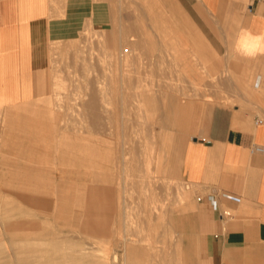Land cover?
Listing matches in <instances>:
<instances>
[{"label":"rangeland","instance_id":"1","mask_svg":"<svg viewBox=\"0 0 264 264\" xmlns=\"http://www.w3.org/2000/svg\"><path fill=\"white\" fill-rule=\"evenodd\" d=\"M158 1L148 0V2L150 3L149 4L143 0H46V11L47 14L50 13V19H54L55 21L60 20V22H63L61 20L67 19V21H69V34L66 36L64 28L62 27V30L60 29V34L62 36L59 35L57 38L53 37L54 39L51 38L48 41L45 61L42 65V71L38 76L39 85H41L42 88H44L43 86H45L46 91H44L43 93L41 92L40 95L37 93L33 99H29L25 101V103L23 102V106L26 105L31 109H35V114L40 115L44 123L42 122L38 127H36L37 129L35 132H38V135L36 136H34V134L28 130H9L8 132L11 135L5 137L6 140L4 146L2 147V153L5 154L6 159L3 161V163L0 162V167H2L0 169V208L8 204L9 206H11L10 208H17V206L19 205V207H21L22 209L24 208L25 210H31L32 205L28 203H22L19 200H17L19 201V203L16 202V194L14 189L16 188L18 183H5L6 181H15L16 179V181L32 178L34 179L35 177H33V173L36 174V171H38L39 174L50 173V170L47 168L49 167L51 169L52 164H54L55 166L57 165L56 167L61 171L68 172V174L63 176V178L66 181L69 180V185H72V183L75 184V181L77 180H83L84 171L90 174H86L85 176V179H87V181L93 179L92 175L93 172L96 171V165H98L97 161L89 158L84 160V162L82 163L80 161V158L78 159L79 161L76 159L77 157H80L82 155L80 149L82 138L79 135L71 134L74 132L72 130L77 129L79 126L78 131H80V133H89L91 140L90 146L95 145V142H97L99 139L112 142L113 147L115 143H118L115 149L117 159L113 162L112 165L108 167L107 172L109 174H111L112 172L113 175H116L118 173L117 175L120 176V178L123 177L122 179L126 184L129 183L128 187L125 186L123 190V201L126 204L125 218L129 217L130 219H126L125 224L122 221L123 225L120 226V235L116 234L117 230H119L117 229L118 227L116 223V226L114 228L115 233L113 237L111 239L102 241L104 247L108 251L109 258L112 257L111 255L116 253L117 264H120V262L121 264H123L124 261V251L121 247L120 241H123L125 237L130 238L131 236H133V238H131L134 240H136L135 238L138 239V237L140 238L139 240H142V238H144L140 243L144 248L153 246L155 251L158 252L159 250V252L161 253L158 254V257H156V260L159 261V264H186L188 254L190 253V251L192 253L195 250L194 248H190L188 246L190 244L188 235L190 227L193 223L194 204L192 202V197L194 192L182 180L179 172V164L181 159L182 147L188 140L187 123L189 114L192 110V107L197 102L206 101L211 104H224V102H230L228 92L236 94L237 91L243 90L242 88L238 87L227 88L225 86L228 81H236L238 78L234 75L233 72L224 69V59L225 61L230 60V53H224L222 45H219V42L221 44L222 41L215 40L216 36L213 30L209 32L206 29L204 23H207L206 21L209 20L207 15L202 10L190 6L189 0H174L175 4L178 7V10L182 13V15L172 12V9H170L166 4L168 0ZM48 9L50 10V12H48ZM162 12L164 16L161 15ZM164 13H167V16ZM170 14L173 15V18L175 20H177L176 25L178 27L189 32L190 36L196 39H201L204 43V47L193 49L191 47L192 45L190 41H188V39L185 37L186 31L180 32L177 35H181L183 39L182 41L186 43L187 46L185 45V47H181L178 44L179 46H177V49H175L173 46H169L168 43H170L171 40L173 41V43L177 40H173L175 38H173L172 36V30L168 28L164 31V29L167 28L165 27L167 26L166 21L171 20L168 18H171ZM152 15L154 16V18H157L159 20L156 24H153L151 22L153 18ZM160 19L162 20V23ZM119 21H122L124 22V24L126 23L125 25L129 26L127 27L128 31L124 37V41L128 42L131 36L135 39V41L130 42L126 47L128 62H123L121 60L119 56L120 48H116L117 46L115 48L112 47L113 41H117L119 38L121 39L118 34V25L120 23ZM114 23H116V27L114 26ZM158 25H162L163 27H165L163 29V33L157 31L156 28L159 27ZM139 28L141 29L139 30ZM114 30H116V34L114 33ZM168 30L171 33H169ZM206 32H208L210 36H208ZM83 37H85L84 41H82ZM163 37L165 38L163 39ZM77 50L78 54L76 57ZM80 52H83L82 56H80ZM86 56L88 58H86ZM86 61L91 63H86ZM54 62L57 64H55ZM186 65L188 67H186ZM190 66H192V70L194 68L193 71L189 69ZM211 67L213 68V70ZM189 70L191 71V74H189ZM56 77L58 80L62 81L61 86L64 88V90L60 91L62 92V98L65 99H60V102L63 105V111L61 109V111L58 113L60 114L62 112L61 116L63 118L62 120L64 121L59 127L60 129L58 128L59 130H56V132L54 130L53 131L57 133V135H59V133L65 134L66 132V139L61 136L60 138H58L54 132L52 133L51 127L49 125L50 120L48 117V111L46 110V108H48L49 106V104L46 103L47 98H49L51 94V87L54 81H56ZM52 81L53 83L51 84ZM87 94L89 97L87 96ZM92 94L96 96L94 101L96 100V103L100 102L101 104H96L97 107L100 108H98L97 110V115L99 114L98 117L100 116L103 121H101V124H103L104 122L106 124V120H108L107 117L112 118H109L110 123L108 124V127L105 126V124H103L102 126L98 125V123L96 126L95 120L98 117L96 115L92 118V116H90L91 113L89 114L90 117H87L88 121L86 119L87 122L85 121V124L82 122L81 114L83 112V106L86 104V102H90L91 99L89 98ZM173 98L175 99L176 104L179 105V108L188 106V117L183 127H178L177 125L173 124V119L171 118H174V111L171 110L170 114L169 111H164L162 115L163 117H161V114L155 116L151 125H149L150 128H145L144 131L146 132H141L138 129V127L136 126L137 122H139L140 118L143 115H146L145 106L141 105V102L143 100H156L157 108L162 110L163 107L166 108L168 106L164 100ZM118 99H129L127 100L129 101V104H126L128 113L127 111L122 113V108L120 107L122 105H120L121 103H119ZM33 100L37 103H35ZM111 100L113 104L109 103L111 102ZM135 101L137 104L135 103ZM131 102L136 106L135 108L134 106H132V104L131 107H128L130 106ZM41 105H43V107ZM102 105L104 109H108V111L110 112H108L109 114L103 111L104 109L103 107H101ZM67 106L70 108H67ZM118 106L119 108H117ZM67 109H71V112H68ZM65 111H67L68 113ZM141 112L144 114H142ZM27 113L30 112H23V114ZM119 114L122 115L121 118ZM82 123L85 125L86 129L82 127ZM123 124L124 128L122 127ZM67 126L69 128H67ZM106 127H111V129L109 132H106V134H103L104 131L100 130H104V128L106 130ZM94 128L96 131L94 130ZM99 128L100 130H98ZM91 129L94 131H92ZM150 130H152V134L150 133ZM161 130L164 133H161ZM97 131L98 133L100 132L99 135L97 134ZM68 132L71 135H69ZM158 132H160L159 136ZM152 135L154 136V138ZM53 136L57 137L55 146L62 150L65 149V147L68 149L66 154V156H68L67 158L62 152V154L59 152H55L56 155H54L53 157L59 156V158H57L58 160H55V158L53 159V157H51L52 153L50 152V144L52 140L50 139H55ZM122 136L125 138L124 141H121ZM118 137H120L119 140ZM58 141L59 146L57 145ZM35 147L40 148V150H37V152L35 150H32ZM121 147H124L122 149L123 154L121 153ZM148 148L149 150L147 151ZM146 151L148 152L149 157H147V154H145ZM156 151L158 155L156 154ZM158 151L161 152L158 153ZM160 157H162L163 163L167 160V158L169 159V162L171 163L175 171L173 176L169 177L161 170V168H163V165L160 161ZM51 159L52 161H50ZM150 160H153V163ZM147 162H149L148 165ZM101 163L104 167L105 162L104 164L103 162ZM36 164L38 166H36ZM47 165L49 166L45 167ZM60 165L63 167H60ZM155 165L157 166V168L155 167ZM151 166L154 168H152ZM122 168H124L126 171V173H123V175H121L122 173L120 174ZM155 168L157 169L156 171ZM78 169L82 171L80 172V170L78 171ZM23 171H28L27 175H24V177H21V175H14L15 177L13 175H8V173ZM153 171H155V174ZM29 172L32 174V176H28L30 175ZM124 175H126V177ZM40 176L42 178L39 177L38 179H48L47 177H45V175ZM149 179L151 181V185L148 182ZM166 179L167 181L169 180L173 182H167ZM137 180L138 182L140 181L139 184H137ZM127 181L129 182L127 183ZM145 183L147 184L146 186ZM163 183H165L166 186ZM166 183L169 184L167 185ZM143 187L149 189L146 190L143 189ZM167 187L168 189H166ZM148 190H150V192ZM142 191L146 192V194H142ZM32 195L25 194V196L27 197ZM145 195L147 196V198ZM149 197H151V199ZM45 198L49 202L52 201V199L47 196H45ZM150 207L152 208V211ZM156 207H158L159 209H157ZM49 208L54 211L53 207ZM72 210L74 211L75 208H73ZM161 210L163 212H161ZM138 212L139 215H137ZM141 214L143 215L142 217L140 216ZM62 216L61 218H51L50 224L52 225H50V227L52 237L50 236V238L56 239L60 237L62 241L72 238L73 240L79 242L85 241L87 243L94 244L100 243L99 240H96V242L92 239L83 238L82 236L73 233V230L71 231L70 228L73 229V226L76 222L75 214H73L72 211H70V213L67 212L65 215L63 214ZM66 216L68 217V219ZM157 216L162 218L157 219ZM140 217L141 219H139ZM151 218L154 219V221L151 223H154L156 229V231H154V234L153 230L150 229L151 227H149L147 224V222ZM132 220L134 223L128 227L127 222ZM135 221L137 222V224H135ZM64 222L66 224H64ZM109 222L110 220H108L106 226L113 229V225ZM60 223L63 225H61ZM57 225L60 228H58ZM66 227H68V229ZM135 228L137 229V232ZM142 228H144L145 230H143ZM54 229L57 235H55ZM58 233L60 234L58 235ZM151 233L153 235V240H151ZM61 234L66 237H61ZM156 240L158 241V244ZM114 245H117V247H115ZM165 247L167 248V250ZM163 250H165L166 253H164ZM169 254H171L170 257ZM147 263L145 262L144 264ZM149 264H152V262H150Z\"/></svg>","mask_w":264,"mask_h":264},{"label":"crops","instance_id":"2","mask_svg":"<svg viewBox=\"0 0 264 264\" xmlns=\"http://www.w3.org/2000/svg\"><path fill=\"white\" fill-rule=\"evenodd\" d=\"M45 3L0 0V103L4 105L36 96L48 41L62 36V27L69 34V21L50 19L46 9L42 12ZM166 4L182 15L174 0ZM189 4L207 15L206 29L213 30L224 53H230L224 69L238 79L225 86L243 90L228 92L230 102L224 104L197 102L189 114L188 140L179 164L182 180L194 192L188 246L195 250L186 264H264V56L247 59L232 52L241 28L264 32V0H189ZM176 27L179 33L186 31ZM189 34L186 31L185 37L193 49L204 47L201 39ZM178 38L181 47L187 46L181 35ZM187 115L188 106L182 107L173 124L183 127ZM160 161L161 170L173 176L169 159L163 163L160 157Z\"/></svg>","mask_w":264,"mask_h":264},{"label":"bare ground","instance_id":"3","mask_svg":"<svg viewBox=\"0 0 264 264\" xmlns=\"http://www.w3.org/2000/svg\"><path fill=\"white\" fill-rule=\"evenodd\" d=\"M25 1L27 2V1H30V0H25ZM143 1H146L147 3H149L148 0H143ZM149 1H151V0H149ZM17 3H18V0H17ZM45 5H46V3H45ZM26 9L30 13H33V11H34L32 7L31 8H28L27 7ZM45 9H47V6L44 8V10L42 12H45ZM119 13H120V10H119ZM46 14H47V12H46ZM164 14L167 16V13H164ZM154 15H155V13H154ZM156 15H157V13H156ZM161 15L164 16L163 15V12L161 13ZM168 18L171 19L170 17H168ZM122 20H123V17H122ZM125 20H127V19H125ZM165 20H167V19H165ZM157 21H159V20L157 18H154V16H153L151 22L153 24L154 23L156 24ZM119 22L120 23L118 25V29H119L118 34L121 37V39L119 38L117 41H113L112 47L115 48L117 46L116 48H120V52H119L120 54H119V56H120V58H121V60L123 62H126L127 59H128V54L126 52V47L129 45L130 42L135 41V39H134V37L131 36L129 38L128 42H125L124 41V37H125V35H126L127 31H128L127 30V27H129V26L125 25L126 23L124 24V22H122V21H119ZM166 22H167V26H165V27H167V28L163 27L162 25L161 26L158 25L160 28L157 27L156 28L157 31L163 33L168 28L170 30H172V33H173L172 36L175 39H173V38H171V39H173V40H176L177 39V40L175 41L176 43L175 42L173 43L172 40L171 41L169 40L170 43H168V44H169V46H173V47L179 46L178 44L181 43L180 42L181 39H179L178 38L179 35H177L179 33L178 28L176 27V25H174V23L172 22V19L169 20V21H166ZM161 23H162V20H161ZM114 26L116 27V23H114ZM140 29L141 28H139V30ZM163 29H164V31H163ZM114 31H115L114 33L116 34V30H114ZM168 32H169V30H168ZM169 33H171V32H169ZM122 36H123V38H122ZM164 38L165 37H163V39ZM84 40H85V37L82 38V41H84ZM164 44H166V43H164ZM82 53H81V55L80 54L79 55L82 56ZM49 54H50V52H49ZM53 54H55V53H53ZM77 54H78V50L76 51V57H77ZM86 58H88V57L86 56ZM52 60H54V59H52ZM81 60H82V58H81ZM86 63H91V62H87L86 61ZM25 64H27V63H25ZM55 64H57V63H55ZM139 65H140V63H139ZM186 67H188V66L186 65ZM189 69L192 70V66H190ZM193 70H194V68H193ZM190 72L191 71L189 70V74H191ZM19 73H22V72H19ZM50 76H51V74H50ZM199 76H200V74H199ZM51 80H52V78H51ZM61 82L62 81L58 80L57 77H56V81H54V83H53V81L51 82V84L53 83L52 84V87H51V94H50L49 98H47V102L44 101L47 104H49V106H48V108H46V110L48 111V117H49V120H50L49 121V125L51 127L52 133L54 131L56 132V130H59L60 129L59 127L61 126L62 122L64 121V120H62L63 118L61 116L62 112L60 114H58L61 111L62 107H63V105L60 102V99L63 97L62 96V92H60V91L61 90H64V88L61 86ZM37 83H38V86H37V92H36V94L38 93L40 95L41 92L43 93L44 91H46V89H45V86H43L44 88H42L41 85H39V81ZM63 83H65V82H63ZM62 85H65V84H62ZM94 92H96V91H94ZM90 94H91V92H90ZM87 96H88V94H87ZM95 97L96 96H94L92 94L90 96V98H89V99H91L90 102L88 100H86V101H88V103L85 101L86 104L83 106V112L81 114V118H82V122L83 123L86 121L87 117L89 118L90 116H92V118H93V117H95L97 115V110H98L99 107H97L96 104H98V103L100 104V102L96 103V100L94 101ZM98 97H99V95H98ZM40 100H42V99H40ZM40 100H39V102H40ZM63 100H65V99H63ZM70 100H72V99H70ZM77 100H79V99H77ZM118 100H119V103H121L120 105H122V106H120L122 108V113L126 112L127 111L126 104L127 103L129 104V101H127L129 99H118ZM131 100H133V99H131ZM164 101H165V103L168 106L166 108L163 107L162 110H160V109L157 108V101L154 100V99H146V100H143L141 102V105L145 106V112H146V115H143L140 118L139 122H137V125H136L141 132H143L146 127L150 128L149 125H151V123L154 120V117L155 116H157L158 114H161V117H163L162 115H163V112L164 111L165 112L166 111H169V114H170V111L171 110L174 111V118H171V119H173V121L172 120L171 121L174 123V119L176 118V115L180 113L181 107L179 108V105L176 104L174 98L173 99H165ZM176 101H177V99H176ZM132 102L130 103V106H128V105L127 106L128 107H131V104H132V106H134V108H135L136 106L133 105ZM24 103L5 104V105L3 103H0V107H1V110H0V114H1V117H0V162H2V163L6 159L5 154L2 153V149H3L2 147L4 146V143H5V140H6L5 137L11 135L8 131L9 130L11 131L12 129L13 130H16V129H19V130H28V131L32 132L34 134V136H36V135H38L37 134L38 132H35L36 129H37L36 127H38L43 122V119L40 117V115L35 114L36 113L35 112V109H31L29 106H26V105L23 106ZM35 103H37V102H35ZM109 103H112V100ZM135 103H136V101H135ZM78 104H77V106H78ZM41 106L43 107V105H41ZM101 107H103V105ZM67 108H70V107L67 106ZM117 108H119V106ZM103 109H104V107H103ZM115 110H116V108H115ZM138 110H139V108H138ZM27 111L30 112V113L23 114V112H27ZM62 111H63V109H62ZM69 111L71 112V109H69L68 112ZM103 111H105L107 113L109 112L108 109H104ZM120 111H121V109H120ZM65 112H67V111H65ZM127 113H128V111H127ZM89 114H90V116H89ZM142 114H144V113H142ZM98 115H97V117H98ZM101 116H103V115H101ZM119 116L121 118L122 115L119 114ZM107 118H108V120H106V124H105V122L103 124H105V126L108 127V124L110 123L109 118L110 119H112V118L111 117H107ZM107 118H105V119H107ZM134 118H135V116H134ZM168 119H170V118H168ZM87 121H88V119H87ZM95 121H96V126H97V123H98V125H101V126L103 125V124H101L102 119H101L100 116ZM83 123H82V127L85 128V125H84L85 123L84 124ZM68 126H67V128H69ZM110 126H111V124H110ZM122 127L124 128V124L122 125ZM78 129H79V126H78L77 129L72 130L74 132L71 133V134L79 135L82 138L81 145L78 144V145H80V149H81L82 155L80 154L81 155V156L79 155L80 157H77V158L75 157V158L77 160L80 158V161L82 163L84 162V160L89 159V158H91L92 160L94 159V160L97 161V164L98 165H96V171H94V172L92 171L93 172V175H92V178L93 179L91 178L92 180L87 181V179H85V176H86V174H88V175H90V174L88 172L84 171L83 172V176H84V179L83 180H77V181H75V184L72 183V185L71 184L69 185L68 184L69 183V180L66 181L63 178V176H65L66 174H68V172L67 171H61L60 169H58L56 167L57 165L55 166L54 164H52L51 169L48 167L49 165L45 166V167H48L47 169L50 170V173H42V174L40 173L39 174L38 171H36V174L33 173V177H35L34 179L31 177L32 179H27V180H19V181H16L17 180L16 179L15 181H11V180L10 181H6L5 183H12V182L13 183L16 182V184L18 183V185L14 189L15 194H16V196H15L16 202L19 203V201H20L22 203H28V204L32 205V209L31 210H25L24 208L22 209L21 207H19V205L17 206V208H10L11 206H9L8 204H6V205H4L3 207L0 208V264H117V255H116V253H114V254L112 253L113 254V255H111L112 257L109 258L108 257V251L104 247V244H103L102 241L111 239L113 237V235L115 233L114 232V228L116 226V223H117V227H118L117 229H119V230H117L116 234L120 235V233H121L120 232V228H121L120 226H122L123 223L124 224L126 223V219H130L129 217L125 218L126 217V204L123 201L124 200V198H123V190H124L125 186L128 187V184H129L128 182L129 181H127L128 184H126L123 181V179H122L123 177L120 178V176L117 175L118 173L116 175H113L112 172H111V174H109L107 172L108 167L110 165H112L113 162L117 159V154L115 152V149H116L118 143L117 144L115 143L114 144V147H113L112 146V142H108V140H103V139L101 140V139H99L97 142H95V145L90 146V141H91L90 140V134L89 133H86V132L84 134L83 133H80V131H78ZM110 129H111V127L107 128L106 130H105V128H104V130H100V128L98 130L104 131L103 134H106V132H109ZM51 130H49V131H51ZM94 130H95V128H94ZM94 130H92V131H94ZM37 131H39V130H37ZM150 131H151L150 133L152 134V130H150ZM144 132H146V131H144ZM160 132L162 133L163 131L161 130ZM160 132H158V136H159V133ZM99 133L97 131V134L98 135H99ZM55 134L57 135V133H55ZM65 134H66V132H65ZM65 134L64 133H61V134L59 133V135H57V137L60 138V136H61L64 139H66ZM71 134L69 133V135H71ZM49 136H50V134H49ZM57 137H54L55 139H50V140H52L51 141V144L48 143V144L51 145L50 146V152L52 153L51 157H53L54 155H56L55 152H59V153L62 152V153H64V156L67 158L68 156H66V154H67V150L68 149L65 147V149L62 150V149L58 148L57 146H55L56 138ZM146 137H145V139H146ZM76 138H78V137H76ZM153 138H154V136H153ZM119 139H120V137H118V140ZM124 140H125V138L122 136L121 137V141H124ZM46 141H48V140H46ZM48 142H50V141H48ZM58 143H59V141L57 142V145L59 146ZM147 147H148V145H147ZM123 148L124 147H121V153L122 154H123V152H122V149ZM32 150H35L37 152V150H40V148L35 147ZM148 150H149V148L147 149V151ZM147 151H146L145 154H147V157H149ZM150 151H151V149H150ZM159 152H161V151H158V153ZM156 154H157V151H156ZM54 158H55V160H58L57 158H59V156L58 157L57 156L56 157H53V159ZM62 158H60V159H62ZM142 158H143V156H142ZM155 158H156V156H155ZM55 160H54V163H55ZM145 160H147V159H145ZM50 161H52V159ZM158 161H159V159H158ZM101 162H103V164L105 162L104 167H103V165H102ZM149 162H147V165H148ZM57 163H58V161H57ZM145 163H146V161H145ZM61 165H60V167H63ZM72 165H73V163H72ZM36 166H38V165L36 164ZM39 166H41V165H39ZM149 166H150V164H149ZM155 167L157 168L156 165H155ZM1 168L2 167H0V169ZM152 168H154V167H152ZM156 168H155V171L157 170ZM66 169H70V168H66ZM72 169H74V168H72ZM24 170H26V169H24ZM79 170L80 169H78V171ZM81 171L82 170H80V172ZM155 171H153L154 174H155ZM4 173H6V172H4ZM27 173H28V171L27 172L26 171L25 172L24 171L23 172H16V173L13 172V173H8V175L9 176H11V175H13V176L14 175L15 176H17V175L20 176L21 175V177H24V175H27ZM123 173H126V171H125L124 168L121 169L120 174L123 175ZM150 174H152V173H150ZM40 175H42V176L45 175V177H47L48 179H46V180L38 179L39 177L42 178ZM28 176H32V174L30 173V175H28ZM124 176L126 177V175H124ZM5 177H7V176H5ZM9 178H11V177H9ZM21 179H23V178H21ZM137 179H139V178H137ZM141 179H142V177H141ZM150 179L148 181L149 183L151 182ZM166 181H167V179H166ZM137 182H138V180H137ZM139 182L137 184H139ZM167 182H173V181H169L168 180ZM130 183H132V182H130ZM146 183H147V181H146ZM146 183H145V186L147 185ZM157 183H159V182H157ZM133 184H134V182H133ZM163 184L165 185V183H163ZM166 184L168 185L169 183H166ZM150 185H151V183H150ZM152 185H154V184H152ZM130 186H131V184H130ZM11 187H13V186H11ZM144 187H143V189H146ZM152 187H151V189H152ZM168 187L166 189H168ZM135 188H137V187H135ZM147 189H149V188H147ZM146 190H144V191H146ZM148 191L150 192V190H148ZM144 193L146 194V192H143L142 194H144ZM25 194H27V195H32L33 194V195L27 197V196H25ZM45 196H47L50 199H52V201L49 202L45 198ZM147 196H148V194H147ZM147 196H146V198H147ZM184 196H185V194H184ZM149 198L151 199V197H149ZM17 200H19V201H17ZM14 205H15V203H14ZM49 207H51V208L53 207V210L54 211H52V209H50ZM148 207H149V204H148ZM73 208H75L74 211L72 210ZM156 208L159 209L158 207H156ZM27 209H28V207H27ZM77 209H79V210H77ZM150 209L152 211V208L151 207H150ZM70 211H72L73 214H75V219H76L75 225L73 226L74 228L73 229L70 228L71 231L73 230L72 231L73 233L78 234L79 236H82L83 238L92 239V240H95V241L96 240H99L100 243L94 244V243H87L85 241L79 242V241L73 240L72 238L71 239H66V240L62 241V239L60 237H58V236L57 237L60 238V239H58V238H56V239L50 238V236L52 234L51 233V227H50V225H52V224H50L51 218H57V217H60L61 218V216L63 214L65 215L67 212L70 213ZM161 212H163V211L161 210ZM141 213H143V212H141ZM137 215H139V212H138ZM140 216L142 217L143 215L141 214ZM159 216H157V219L160 218ZM141 217L139 219H141ZM67 219H68V217H67ZM108 220H110L109 223H111L113 225V229H111L108 226H106V223L108 222ZM133 220H134V218H133ZM133 220L127 222L128 223L127 224L128 227L134 223ZM122 221H123V223H122ZM149 221L147 222V224H148L149 227H151L150 229L153 230V234H154V231H156V229H155L154 223L153 224L151 223V222L154 221V219L151 218ZM141 223H142V221H141ZM64 224H66V223L64 222ZM135 224H137L136 221H135ZM143 224H145V223H143ZM61 225H63V224H61ZM59 226H58V228H60ZM165 226H167V225H165ZM68 227H66V228L68 229ZM63 229H64V227H63ZM142 229L145 230L144 228H142ZM167 230H168V228H167ZM54 232H55V229H54ZM136 232H137V229H136ZM59 234L60 233H58V235ZM167 234H169V233H167ZM55 235H57L56 232H55ZM70 235H71V233H70ZM62 236H64V235L61 234V237ZM65 237L66 236H64V238ZM131 237L133 238V236H131ZM131 237L130 238L125 237L123 241H120L121 247L123 248V251H124V261H123V264H144L145 262L147 263L150 260H151L150 262H152V264H159V261L156 260V257H158V254L161 253V252H159V250H158V252L155 251V249L153 248V246H151L149 248H144L142 246V244H140L143 241L144 238H142V240H139L140 238L138 237V239L135 238L136 240H134ZM152 237H153V235L151 233V240H153ZM146 238H147V236H146ZM108 244H109V242H108ZM157 244H158V241H157ZM114 246L117 247V245H114ZM115 249H117V248H115ZM166 250H167V248H166ZM163 251H164V253H166L165 250H163ZM170 256H171V254H169V257ZM149 263H147V264H149ZM179 263H180V261H179ZM120 264H121V262H120Z\"/></svg>","mask_w":264,"mask_h":264},{"label":"clouds","instance_id":"4","mask_svg":"<svg viewBox=\"0 0 264 264\" xmlns=\"http://www.w3.org/2000/svg\"><path fill=\"white\" fill-rule=\"evenodd\" d=\"M232 52L236 57L247 59L264 56V32L253 33L241 28L232 42Z\"/></svg>","mask_w":264,"mask_h":264},{"label":"built area","instance_id":"5","mask_svg":"<svg viewBox=\"0 0 264 264\" xmlns=\"http://www.w3.org/2000/svg\"><path fill=\"white\" fill-rule=\"evenodd\" d=\"M257 152H262V150L260 149V148H256L255 149ZM228 199H232V200H235V199H233V198H231V197H227ZM237 200V199H236ZM210 204H211V206L215 209L216 208V203H215V201H214V199H210ZM226 215H228V213H226Z\"/></svg>","mask_w":264,"mask_h":264}]
</instances>
